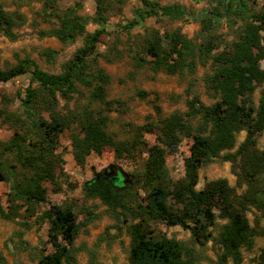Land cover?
Segmentation results:
<instances>
[{
  "label": "trees",
  "instance_id": "1",
  "mask_svg": "<svg viewBox=\"0 0 264 264\" xmlns=\"http://www.w3.org/2000/svg\"><path fill=\"white\" fill-rule=\"evenodd\" d=\"M144 6L146 9L136 12L139 21L156 14L165 17L182 14L178 6L157 7L148 3ZM24 22L21 14L4 11L0 2V31L8 40L16 39L11 30ZM104 22L99 10L90 18V23L98 28L88 33L84 19L67 13L58 18L57 27L39 32L40 36L54 37L61 43L71 42L77 36L82 38L81 47L57 74L41 71L28 59L0 69V83L29 75V83L20 99V114L0 110V118L18 128L7 142H0V182L8 183L4 200L7 210L12 213L23 209L31 214L35 205L44 203L43 183L55 184L60 161V156L55 154L57 137L69 125L76 124L78 131L70 135L69 145L71 158L79 167L90 153L99 155L104 148L111 149L116 160H133L135 154H145L141 176L145 188L143 203L132 205L126 181L118 175L100 172L81 187L84 199H97L117 219L129 215L137 220L126 226L128 264H194L190 247L154 233L149 222L155 221L188 231L192 243L199 246L212 240L220 249L217 261L221 264H241L240 248L248 250L254 235L244 211L250 205L264 218V149L258 151L254 147L255 138L264 128V68L258 66L264 59L259 36V31H264V15L243 25L230 52L209 56L212 69L204 81L214 99L212 104L204 106L195 101L183 114L174 112L133 128L128 140H116L106 131L107 118L103 112L111 109V103L105 100L109 77L101 69L91 70L87 60L92 57L95 61V56H101L106 62L110 61L105 54H95ZM136 24L134 20L127 26ZM189 45L186 38L175 32L163 37L149 32L143 38L140 53L134 52L129 58L134 68L146 66L152 74L180 75L185 70L192 73L196 56ZM201 48L199 53L206 57L211 48ZM76 83L89 88L93 85L89 101L100 105L99 110L85 106L78 111L72 108L64 114L59 112L58 101L68 105L71 95L75 94ZM256 88H259V98L254 106L251 95ZM154 109L159 114L158 109ZM240 131L245 132V137L237 150L224 152L232 149L235 135ZM141 132L153 134L154 143L147 146ZM183 137L191 140L188 157L183 160L184 176L168 186L164 159L176 150ZM214 159L230 163L238 184L246 186L243 193L236 195L224 179L208 181L200 190L194 189L198 168ZM10 212L7 215L0 206V219H10ZM40 218L48 222L46 237L52 252L40 257L36 264H63L72 260V244L77 235L72 210L51 207L43 211ZM215 218L224 223L212 236L208 229L215 226ZM0 263L5 264L1 257ZM253 264H264V247Z\"/></svg>",
  "mask_w": 264,
  "mask_h": 264
},
{
  "label": "rangeland",
  "instance_id": "2",
  "mask_svg": "<svg viewBox=\"0 0 264 264\" xmlns=\"http://www.w3.org/2000/svg\"><path fill=\"white\" fill-rule=\"evenodd\" d=\"M217 1L0 0L4 11H15L25 19L22 26L11 30L16 36L14 41L8 40L0 31V69L28 59L41 71L59 73L62 65L81 47L82 38L77 36L71 42L61 43L54 37L40 36L39 32L57 27L58 18L71 13L85 20V30L90 33L98 28L90 23V18L100 10L105 22L95 54H105L110 61L106 62L101 56H95V61H92V57L87 60L91 70L101 69L109 77L105 100L111 103V109L103 112L107 118L106 131L116 140H128L135 127L155 122L157 118L167 117L174 112L183 114L195 101L204 106L214 102L204 81L205 76L211 74L212 63L209 56L230 52L243 25L264 15V0H243L240 4L235 3L239 6L228 10L224 15H221ZM144 3L158 7L180 6L183 11L174 17L156 14L139 21L136 12L146 9ZM134 20L137 21L136 25L127 26ZM149 32H155L159 37L175 32L186 38L196 56L193 72L185 70L180 75H165L161 72L152 74L146 66L134 68L129 56L140 51L143 38ZM259 36L264 51V31H259ZM202 46L211 48L206 57L199 53ZM47 50L51 52L49 55L45 54ZM258 66L260 69L264 68V59L258 62ZM28 83V74L0 83V110L3 113L20 114V99ZM92 87L93 85L89 88L76 83L75 94L71 95L68 105L58 101L59 112L64 114L72 108L78 111L85 106L99 110L100 105L89 101ZM258 98L259 88H256L251 95L254 106L257 105ZM155 107L159 114L155 113ZM17 129L16 124L0 118V142H7L13 130ZM77 131L76 124H71L58 135L55 154L60 156V161L55 184L43 183L46 189L44 203L35 205L31 214L25 213L23 209L12 213L7 210L4 200L8 183L0 182V206L7 215L10 212V219H0V257L5 264H36L40 257L52 252L46 237L48 222L40 218L41 213L51 207H69L77 224V235L72 244L73 259L63 264H128L126 226L137 220L129 215L117 219L97 199H84L81 187L95 174L112 166L126 175L125 188L131 195L132 205L143 203L145 188L141 176L145 154H135L133 160H116L111 149L104 148L99 155L90 153L83 166L79 167L71 158L69 145L70 135ZM141 135L147 146L154 143L153 134L141 132ZM244 137V131L238 132L232 149L224 152L236 151ZM190 143V138L183 137L176 150L165 156L168 186L183 178V160L188 157ZM254 147L258 151L264 149V128L255 138ZM217 179H224L236 195L246 189L245 184H238L231 172L230 163L220 159H214L198 168L194 189L200 190L205 182ZM214 213L218 214L216 210ZM244 217L248 226L254 230V235L248 250L240 248L241 264H253V259L264 247V218L250 205L244 211ZM214 223L215 226L208 229L212 236L217 234L224 221L215 218ZM149 227L155 234L164 235L190 247L195 258L194 264H221L217 261L220 249L212 240L199 246L192 243L188 231L178 226L166 227L155 221L149 222Z\"/></svg>",
  "mask_w": 264,
  "mask_h": 264
},
{
  "label": "flooded vegetation",
  "instance_id": "3",
  "mask_svg": "<svg viewBox=\"0 0 264 264\" xmlns=\"http://www.w3.org/2000/svg\"><path fill=\"white\" fill-rule=\"evenodd\" d=\"M198 1H200V0H198ZM242 1L243 0H218L217 4H218V8H219V10L221 12V15H224L225 13H227L228 10L233 9L234 7L236 8L239 5H235V3H239L240 4ZM178 7H179L180 11H183V9L180 6H178ZM183 15H184V13H183ZM208 16H212V15L208 14ZM102 171H101V173H102ZM116 171H117L116 169H113L111 174L113 176H115V172ZM105 174H108V171ZM105 174H103V175H105Z\"/></svg>",
  "mask_w": 264,
  "mask_h": 264
},
{
  "label": "water",
  "instance_id": "4",
  "mask_svg": "<svg viewBox=\"0 0 264 264\" xmlns=\"http://www.w3.org/2000/svg\"><path fill=\"white\" fill-rule=\"evenodd\" d=\"M193 1H198V0H193ZM112 166H108L107 168L103 169L102 173L105 174L108 171L107 175H110L112 173ZM118 175L119 177H121V179H124L126 177V175H124L120 170H117L115 172V176Z\"/></svg>",
  "mask_w": 264,
  "mask_h": 264
}]
</instances>
